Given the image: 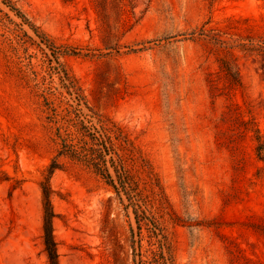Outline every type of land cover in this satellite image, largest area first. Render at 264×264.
<instances>
[{
    "label": "rangeland",
    "instance_id": "1",
    "mask_svg": "<svg viewBox=\"0 0 264 264\" xmlns=\"http://www.w3.org/2000/svg\"><path fill=\"white\" fill-rule=\"evenodd\" d=\"M65 72L133 142L122 152L153 223L58 154L77 106ZM257 130L264 139V0H0V264H49L41 181L54 159L60 264H148L160 237L176 264H264Z\"/></svg>",
    "mask_w": 264,
    "mask_h": 264
},
{
    "label": "trees",
    "instance_id": "2",
    "mask_svg": "<svg viewBox=\"0 0 264 264\" xmlns=\"http://www.w3.org/2000/svg\"><path fill=\"white\" fill-rule=\"evenodd\" d=\"M11 5V4H10ZM16 9L14 6H11ZM18 14L20 13L17 10ZM35 27V26H32ZM42 39L48 41L46 34L38 32ZM50 41V40H49ZM53 45L56 54H79L81 50L71 45H64L57 50ZM58 57V56H57ZM226 71L233 76L236 82H240L236 71L231 63L226 64ZM64 82L71 94H75L77 106L75 110H69V117L65 118L67 126L64 132L58 127V136L60 138L59 155H65L69 158L81 162L91 167L95 172L100 174L106 181L114 187L119 193L123 192L129 199V204L134 207V213L139 225L143 221L153 223L156 218L154 215L153 204L149 195L141 187L140 178L129 167L128 156L124 150L123 143H133L131 139L124 134L122 126L113 118L108 117L95 110L85 99L82 88L76 83L74 78L65 72ZM85 105L88 111H83ZM58 115V113L56 112ZM74 114V116L72 115ZM257 139L259 145L257 152L260 158L264 159V139L260 130H257ZM60 166L56 159L48 167L49 175L41 181L42 202L44 209L43 216V237L45 250L48 255L49 264H60L58 244L54 234V218L56 212L52 201L53 189L50 183V176L56 168ZM149 176L153 179V185L158 187L155 192L159 196V201L163 204L168 201L167 195L158 177H156L153 169L150 170ZM158 227L156 226V229ZM159 236V233L158 235ZM160 245L158 249H153L152 257L148 264H176L168 241L165 237H160ZM143 261V260H142ZM144 263L146 261H143Z\"/></svg>",
    "mask_w": 264,
    "mask_h": 264
}]
</instances>
